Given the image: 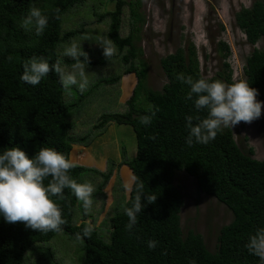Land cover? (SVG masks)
Returning <instances> with one entry per match:
<instances>
[{"label": "trees", "instance_id": "obj_1", "mask_svg": "<svg viewBox=\"0 0 264 264\" xmlns=\"http://www.w3.org/2000/svg\"><path fill=\"white\" fill-rule=\"evenodd\" d=\"M110 1L114 3L112 10H103V0H99V4L87 3V0H0V152L19 147L31 158L41 147H52L70 159L73 145L88 147L109 125H128L136 138L133 159H126L124 149L118 163L107 161L105 172L76 165L70 175L77 183H80L81 174L87 171L101 177L93 197L94 202L102 201V198L106 202V184L115 177V170L126 166L131 171L129 178L135 175L142 179L145 194L157 195V199L154 203H147L142 197L145 206L131 233L125 229L128 218L123 210L106 214L101 221V224L104 221L108 224L105 234L99 229L97 214L92 218L83 211L80 223L75 224L78 200L69 188L64 189L65 199L53 197L66 220L60 232H37L26 228L23 223H8L0 214V264H27L29 256L35 258L34 263L41 260L42 264H57L43 244L58 233L77 237L89 225L87 219L92 222L94 230L90 237L82 240L78 256L82 264H190L193 260L195 264H261L245 245L250 235L264 227V158L256 160L252 148H240L230 128L218 133L207 144L193 141L189 146L185 117L198 114L204 118L207 111L197 113L195 94L191 100L187 99L190 86L176 78L183 73L192 76L193 80L205 78L233 83L227 61L231 54L229 46L218 41L217 51L222 63L219 71L209 78L201 73L194 45L189 43L185 48L178 47L174 53L160 59L167 83L160 91L152 90L146 85L142 49L136 45L145 22L140 11L141 0ZM86 3L90 4L88 10L93 18L90 24L62 32L63 15ZM33 7L48 17V26L40 36L36 35L34 26L29 30L21 27L22 20ZM125 9L126 35L123 33ZM234 20L246 42L256 45L264 37V0H256L249 8H240ZM103 21L108 26L103 33L104 39H111L117 52L108 59L102 54L98 60L89 59L88 77L91 78V74L99 71V66L111 60V66L118 63L116 69L121 70L122 75L100 78L98 84L114 85L123 76L131 74L136 82L129 98L120 102L123 105L121 113H98L91 122L88 116L92 106L83 103L94 85H89L90 92L77 91V97L72 100L55 72H50L35 86L23 82L21 75L24 63L33 57H45L50 64L59 59L67 70H71L74 61L62 56L61 49L75 38L84 37L89 31L93 33ZM98 50L88 47L85 52L94 58ZM243 75L249 86L257 89V100L264 102V48H255L246 57ZM73 88L76 90L75 86ZM150 106L158 107L159 111L152 123L144 126L139 117L149 114ZM181 171L195 180L200 193L215 198L232 213L230 223L219 230L214 252L208 250L200 234L189 231L183 235L180 225L183 197L175 184L176 173ZM117 185L123 193L124 206L130 207L136 195L135 186L129 193L120 179ZM153 239L159 243L150 250L147 242Z\"/></svg>", "mask_w": 264, "mask_h": 264}, {"label": "rangeland", "instance_id": "obj_2", "mask_svg": "<svg viewBox=\"0 0 264 264\" xmlns=\"http://www.w3.org/2000/svg\"><path fill=\"white\" fill-rule=\"evenodd\" d=\"M103 1H105L103 10L113 9V2L110 0ZM255 1L141 0L140 11L143 14L145 22L139 33L140 40L137 41L136 45L143 52L142 60L146 66L147 87L155 91L161 90L166 79L160 67V59L170 53H174L178 47H187L189 43L193 44L196 49L200 70L204 77L209 78L219 71L222 59L218 55L217 44L218 41H223L229 46L231 51L227 61L232 70V81L245 79L243 75L245 59L253 49L264 48V37L256 45H249L246 42L244 34L236 27L234 15L240 8H249ZM87 3H95V0H87ZM87 3L76 10L74 8L67 11L63 15L62 32L76 29L82 24H90L93 18L90 10H88L90 4L87 5ZM95 4H99V0ZM123 19V33L126 35L128 31L126 9ZM106 28H108L107 23L103 21L102 24H99L95 28L93 33L89 31L84 37L74 39V41L81 42L83 51L88 47L99 49L96 57L92 58L91 55H88L89 59L98 60L99 55H103V48L99 43L104 40L103 33L107 30ZM67 46L70 45L64 46L61 49V54ZM107 63L99 66V71L91 74L92 77L89 78L92 81L90 83L91 86H94H92V92L86 98V102L83 105L92 106L88 116L91 122L94 121L98 113H121L123 105L120 102L129 98L136 82L134 75L131 74L130 76H123L121 81L114 85L98 84L97 81L100 78L107 79L122 75L121 70L116 69L118 63H112L114 68L111 66V60ZM72 91L73 100L77 97L78 89L76 88L75 90L73 88ZM85 92H90V89L87 88ZM115 127L118 128V126ZM122 127L120 126V128ZM124 127L131 134L117 133V140L123 143L128 151L129 155L125 156L126 159L131 160L136 154V138L131 126L125 125ZM230 129L236 144L240 148L243 150L252 148L253 158L256 160L264 158V102H262L261 116L258 119L251 123L240 122ZM106 138V135L100 138L97 137L94 140V147L97 149L98 142ZM72 155L75 156L76 153ZM112 155L105 156L107 161L112 160L118 163L120 159ZM85 158H88V156H85ZM70 159H72L71 156ZM102 163L100 168L103 171H100L105 172L107 171V164L105 162ZM83 165H85L83 166L85 168L98 169L97 164L90 161ZM130 175L131 171L126 166L118 168L115 170V177L106 184L105 190L108 193L106 202H104L103 198L102 201L96 200L94 202L95 198L93 197L94 203L88 214L92 218L96 214L98 215L97 224L104 234L108 230V224L106 221L101 224V221L105 218L106 214L112 211V214L115 211H121L123 210L121 206L125 205V202L122 200L123 193L118 188L117 180L120 179L122 185H124L127 181H130ZM101 181V177L96 176L90 171L81 174L79 178L80 183L90 182L95 189ZM175 184L183 197V206L180 211V225L183 235H186L189 231L200 234L208 250L211 252L216 251L219 230L222 226L230 223L232 213L215 198L200 193L197 190L195 180L184 171L176 173ZM103 202L106 204L104 212L101 209ZM81 204L82 202L78 201L76 205L75 224L77 222L80 223L79 217L84 211L83 206L79 208ZM87 222L93 225L90 219H87ZM81 246L82 240H78L74 235L65 233H58L49 242L43 244L44 249L51 251V256L57 264H82L81 261L80 263L78 261ZM34 261L35 258L29 256L27 264H32ZM24 264L26 263L24 262ZM34 264H42V261L37 260Z\"/></svg>", "mask_w": 264, "mask_h": 264}, {"label": "clouds", "instance_id": "obj_3", "mask_svg": "<svg viewBox=\"0 0 264 264\" xmlns=\"http://www.w3.org/2000/svg\"><path fill=\"white\" fill-rule=\"evenodd\" d=\"M31 26L35 27L37 36L42 35L48 26V17L39 8H31L21 22V27L26 30ZM99 44L106 59L116 54L117 49L111 39H104ZM62 55L74 61L71 70H67L59 59L50 64L45 57H33L24 63L21 80L35 86L50 72H55L66 95H73V86L83 93L92 83L86 71L88 53L82 50L81 42L72 41L70 46L64 48ZM176 78L190 86L187 99L191 100L195 94L194 106L197 113L201 110L207 111L204 118L198 114L185 117L188 129L186 143L189 146H192L193 141L207 144L224 129L233 128L240 122L251 123L261 116L262 102L257 100L259 93L245 79L228 84L205 78L193 80L192 76H185L183 73ZM158 111V107L150 106L149 114L139 117L140 123L144 126L150 125ZM75 167L72 160L52 147H41L31 158L19 147L4 149L0 152V214L4 220L8 223H23L26 228L42 233L62 231L61 226L66 224V220L62 216L60 205L53 197L65 199V188L71 189L76 199L82 202L84 213H90L96 189L90 182L77 183L70 175V170ZM45 180H48L47 185ZM133 186L136 195L131 206H121L128 218L125 229L130 233L138 223V215L145 206L141 202L142 197L147 203H154L157 199V195L145 194L143 180L135 175L124 184V188L131 193ZM93 230L94 226L89 224L76 238L83 240L90 237ZM158 243L154 239L149 240L147 246L152 250ZM245 247L264 264V227L258 228L249 236ZM190 264H195V261Z\"/></svg>", "mask_w": 264, "mask_h": 264}, {"label": "crops", "instance_id": "obj_4", "mask_svg": "<svg viewBox=\"0 0 264 264\" xmlns=\"http://www.w3.org/2000/svg\"><path fill=\"white\" fill-rule=\"evenodd\" d=\"M128 76H130V75H128ZM125 101L122 100V102H125ZM115 126H118V128H116ZM120 126H123V127L120 128ZM124 126L125 125H115V124L109 125V127L106 129V131L101 136H99V138H100V137L106 135L107 138L103 141L98 142L97 149L94 147V145H95L94 141L88 147L80 146V145H73L72 151L70 154L72 159H70V160H72L75 164L80 165V166L81 165L85 166L83 164H86L90 161L91 163L97 164L96 165L98 168L97 170H101L100 166L103 164L102 162H105V164H107V158L105 156H109L110 154H113L112 156H117V158L121 160L120 156H122V150H124V149L126 151V156H128L129 154H128V151H127L126 147L124 146V144L117 140V138H118L117 133L131 134V132L126 131L127 128H125ZM132 131H133V129H132ZM133 133H134V131H133ZM73 153H76V155L73 156L72 155ZM85 156H88V158H85ZM101 171H103V170H101ZM106 193H107V191H106ZM109 204H110V202H109ZM86 222H87V220H86Z\"/></svg>", "mask_w": 264, "mask_h": 264}]
</instances>
